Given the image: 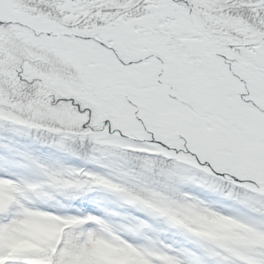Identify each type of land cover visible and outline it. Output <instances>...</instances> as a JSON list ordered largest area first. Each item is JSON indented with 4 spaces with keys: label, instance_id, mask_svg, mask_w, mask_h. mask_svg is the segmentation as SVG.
Wrapping results in <instances>:
<instances>
[{
    "label": "snow or ice",
    "instance_id": "obj_1",
    "mask_svg": "<svg viewBox=\"0 0 264 264\" xmlns=\"http://www.w3.org/2000/svg\"><path fill=\"white\" fill-rule=\"evenodd\" d=\"M0 125L101 169L4 144L0 179L19 191L0 203V227L24 208L96 217L67 230L53 264L105 228L177 264H264V246L210 239L170 211L209 208L264 233V0H0ZM94 189L186 244L74 206Z\"/></svg>",
    "mask_w": 264,
    "mask_h": 264
},
{
    "label": "trees",
    "instance_id": "obj_2",
    "mask_svg": "<svg viewBox=\"0 0 264 264\" xmlns=\"http://www.w3.org/2000/svg\"><path fill=\"white\" fill-rule=\"evenodd\" d=\"M8 142L14 143L16 148L28 150L32 154L42 158L58 160L65 164L81 166L89 169L101 170L96 165L82 158L65 153L52 145L40 143L38 140H34L32 136H17L9 132L6 125H0V158L11 156V154L4 148V144ZM9 183L14 184L13 181L0 179V191L9 189ZM198 194L205 195L211 199H217L214 194L205 191H198ZM94 195L97 197L104 195L108 199L107 210L99 215L106 216L113 221H119L124 215L138 216L145 219L150 224H153L154 227L160 229V238L162 240L169 243L186 244L183 237L179 235L176 229L171 228L162 222L153 220L142 211L125 204L115 195L103 190L94 189L91 192L77 197L74 206L78 207L83 204L88 207ZM36 211L40 212L41 218L49 223H52L55 219L61 218V216L52 215L45 211ZM170 211L179 223L189 227L191 231L210 239L241 245L264 246V233H259L241 221L230 216L221 215L209 208H198L196 205H180L178 208L170 209ZM109 213H116L118 215H108ZM66 217L69 218L68 216ZM72 218H78L79 222L68 224L67 228L60 236L56 235L50 238L36 240L29 246V248L25 249V253H38V255L30 257H38L46 264H53L52 254L56 251V241L59 243L63 236L69 235L67 230L71 227L84 223L79 219L80 217ZM95 219L96 217L92 220ZM103 231L107 235L97 234L96 244L91 250H86L82 244L74 250L62 249L60 264H153L152 258L159 260L160 264L163 262L177 264L175 258L167 253L160 255L159 252H153L147 248L142 249L128 242H126L125 247L122 248L117 243V240H120L119 237L107 228L103 229ZM76 235L78 237L79 233ZM26 259H32L33 261V258L27 257Z\"/></svg>",
    "mask_w": 264,
    "mask_h": 264
},
{
    "label": "rangeland",
    "instance_id": "obj_3",
    "mask_svg": "<svg viewBox=\"0 0 264 264\" xmlns=\"http://www.w3.org/2000/svg\"><path fill=\"white\" fill-rule=\"evenodd\" d=\"M7 194V191L0 192V203L6 201ZM11 199H13V196ZM99 201L100 202H98V204L95 206L96 212H103L107 207V202L105 199ZM92 213L94 214L95 212ZM59 225L60 224L58 222L54 226L46 225L41 218H34V216L31 214V209L24 208L19 218L14 220L10 225L0 227V248L3 249L0 251V254H3V251L6 252V249L9 248L11 255L16 251L17 247L20 250L25 243H32L36 240H42L51 237L54 231L59 232ZM96 238L97 235L94 232H90L86 242L83 243L84 247L87 250H91L95 244ZM125 244L126 243L124 241H120L118 243V245L121 247H124ZM4 258L5 256H0V264Z\"/></svg>",
    "mask_w": 264,
    "mask_h": 264
},
{
    "label": "bare ground",
    "instance_id": "obj_4",
    "mask_svg": "<svg viewBox=\"0 0 264 264\" xmlns=\"http://www.w3.org/2000/svg\"><path fill=\"white\" fill-rule=\"evenodd\" d=\"M98 202H100V201H96L95 204H98Z\"/></svg>",
    "mask_w": 264,
    "mask_h": 264
}]
</instances>
